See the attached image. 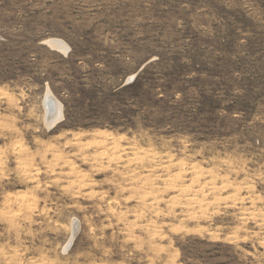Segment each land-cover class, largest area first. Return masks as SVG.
Masks as SVG:
<instances>
[{
  "label": "rangeland",
  "instance_id": "1",
  "mask_svg": "<svg viewBox=\"0 0 264 264\" xmlns=\"http://www.w3.org/2000/svg\"><path fill=\"white\" fill-rule=\"evenodd\" d=\"M0 264H264V0H0Z\"/></svg>",
  "mask_w": 264,
  "mask_h": 264
},
{
  "label": "bare ground",
  "instance_id": "2",
  "mask_svg": "<svg viewBox=\"0 0 264 264\" xmlns=\"http://www.w3.org/2000/svg\"><path fill=\"white\" fill-rule=\"evenodd\" d=\"M48 43L51 46L58 47L59 49L60 48L64 49V46H65V44L61 40H58V39H50V40H48ZM52 104H54V108L56 107V114L55 115L48 114V117H51L49 125L53 124L57 118L58 119L60 118V110H59L60 107L58 105L59 103L56 102V99L52 96V94L50 92H47L46 98H45V105L48 106V105H52ZM72 238H73V236L71 237V239Z\"/></svg>",
  "mask_w": 264,
  "mask_h": 264
}]
</instances>
